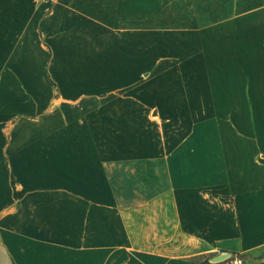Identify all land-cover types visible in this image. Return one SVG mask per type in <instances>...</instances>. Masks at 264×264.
Here are the masks:
<instances>
[{
    "label": "crops",
    "instance_id": "crops-1",
    "mask_svg": "<svg viewBox=\"0 0 264 264\" xmlns=\"http://www.w3.org/2000/svg\"><path fill=\"white\" fill-rule=\"evenodd\" d=\"M165 69L264 86V0H0V264H264V117L166 135Z\"/></svg>",
    "mask_w": 264,
    "mask_h": 264
},
{
    "label": "rangeland",
    "instance_id": "rangeland-1",
    "mask_svg": "<svg viewBox=\"0 0 264 264\" xmlns=\"http://www.w3.org/2000/svg\"><path fill=\"white\" fill-rule=\"evenodd\" d=\"M251 71L257 78L264 77V70ZM145 72L146 77H152L153 70ZM156 73L161 76L162 94L166 97L161 101L165 116L161 121L162 132L166 135L172 130H179V137L183 136L188 127V119L189 122L192 120L196 124L206 125L208 144H214L217 135L216 109L224 114L225 121L233 120L239 127L243 122L248 125V115L251 116V113L258 118L264 117V101L249 100L250 89L256 88L260 92L264 86L255 83L250 85L249 70L165 69L156 70ZM215 93H219V102L212 99ZM186 113L191 116L186 118ZM228 134H225L226 137Z\"/></svg>",
    "mask_w": 264,
    "mask_h": 264
},
{
    "label": "water",
    "instance_id": "water-1",
    "mask_svg": "<svg viewBox=\"0 0 264 264\" xmlns=\"http://www.w3.org/2000/svg\"><path fill=\"white\" fill-rule=\"evenodd\" d=\"M230 252L228 251H221L213 256H211L208 259V262L210 263H218V262H222L224 260H226L229 256H230Z\"/></svg>",
    "mask_w": 264,
    "mask_h": 264
},
{
    "label": "built area",
    "instance_id": "built-area-1",
    "mask_svg": "<svg viewBox=\"0 0 264 264\" xmlns=\"http://www.w3.org/2000/svg\"><path fill=\"white\" fill-rule=\"evenodd\" d=\"M226 264H242L243 259L240 254H230V256L225 260Z\"/></svg>",
    "mask_w": 264,
    "mask_h": 264
}]
</instances>
